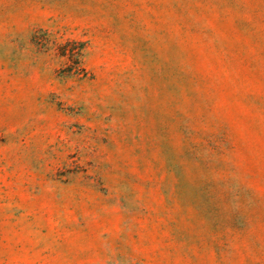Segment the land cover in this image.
Segmentation results:
<instances>
[{
    "label": "rangeland",
    "instance_id": "obj_1",
    "mask_svg": "<svg viewBox=\"0 0 264 264\" xmlns=\"http://www.w3.org/2000/svg\"><path fill=\"white\" fill-rule=\"evenodd\" d=\"M0 264H264V0H0Z\"/></svg>",
    "mask_w": 264,
    "mask_h": 264
}]
</instances>
